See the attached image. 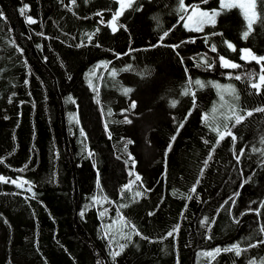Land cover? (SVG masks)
I'll return each instance as SVG.
<instances>
[{"label": "trees", "instance_id": "16d2710c", "mask_svg": "<svg viewBox=\"0 0 264 264\" xmlns=\"http://www.w3.org/2000/svg\"><path fill=\"white\" fill-rule=\"evenodd\" d=\"M118 9L117 0H0V176L29 182H0V264H261L264 243L249 245L264 240V112H246L264 107V84L250 87L261 65L241 50L264 56V4L246 40L239 8L200 32L184 26L179 0H135L117 21L127 30L113 32ZM220 56L241 67H221ZM189 78L195 106L183 95ZM214 128L225 133L219 144ZM237 243L240 256L202 255Z\"/></svg>", "mask_w": 264, "mask_h": 264}, {"label": "snow or ice", "instance_id": "6c2138e0", "mask_svg": "<svg viewBox=\"0 0 264 264\" xmlns=\"http://www.w3.org/2000/svg\"><path fill=\"white\" fill-rule=\"evenodd\" d=\"M207 2H208V0H201V3H207ZM70 3L72 5H75L76 4V0H70ZM117 3L119 4V9L113 13L112 20L108 22L109 26L111 27L113 32L117 31L118 27L125 28V30H127L125 25L121 24V25L117 26V21H118L119 17L123 15V12H124V10L126 8H131L132 7V4L135 3V0H117ZM260 3L264 4V0H260ZM256 5H257V0H220V8H219V10L213 9L211 11H203L198 6H195V7H193V6H185L184 0H179V9H178V11L184 12L186 14V16H181L180 17L181 20H185L186 19L187 22L184 24V26L186 28H189V23L188 22H191L193 20V17L197 16L198 17V26L195 29L189 28V30H195L197 32H200V31H203V25L206 24V23L207 24H211L213 27H215L216 23H217V19L216 18L218 16H220L221 13L224 10H231L232 8H239L241 10L242 14L244 15L245 20L247 21V30L242 33V39L246 40L248 38V36L250 35V33L252 32L253 23H255L256 20L260 19V14L255 11ZM189 7H192V14L191 15H187ZM26 8H27V6H25V8H21L20 9L21 15L24 14ZM135 10L136 11H140L141 9L138 7ZM249 10H251V15H249ZM97 15H101L102 16V13H97ZM0 17H3V13L2 12H0ZM153 18L154 19H158L157 17H153ZM27 22L30 23V24L36 23V21L31 16L27 17ZM262 22H264V21H262ZM101 23H103V21H101ZM96 31L98 32L99 28H97ZM169 31H165L163 33V35L160 37V45L161 46L163 45V41H164L165 37L168 36ZM94 35H95V33H92L89 36V39H91V37L94 36ZM211 35H221L222 36L223 33L222 32H213V33H211ZM207 42H208L207 39H205V43H207ZM224 43L232 51L236 50L235 49V45H233L230 41L225 40ZM97 46L99 47V45H97ZM156 46H158V45H153V47H156ZM170 47H173L175 49V48H178L179 45H170ZM210 50L212 52H216L217 51L216 45L215 44L210 45ZM241 51L244 53V55L241 56V59H244V60L250 59L252 61H255L257 64L261 65V75L259 76V83H251L250 84V87H252L254 89H257V91L259 92L261 84H264V63H262V62H264V56H257L255 53L252 52L251 49H242ZM206 56H207V54H205L204 56L201 57L202 64L206 65L208 68L213 67V64L208 62ZM219 62L221 64V67H224V68L236 69V68L241 67L239 64L231 62V61L227 60L223 56L219 57ZM198 66H200V65H198ZM128 67L131 68L130 65ZM113 75H115V72H113ZM235 79L236 80H240L241 76L237 75V76H235ZM249 79L250 80L252 79V74L249 75ZM192 83H193V81L191 80V78H189V81H188L189 86L187 88H185V90L183 91V95H185V96L191 95L193 97V105L195 106V92H193L191 90ZM194 83L196 85L200 86V87H204V83L202 81H200V80H196ZM209 83L212 84V86L216 87L217 89L231 90L232 93H235V88L232 85L222 86V85H219L218 83H215V82H209ZM131 91H132L131 88H124L123 89V92H124L125 95H128ZM235 98L238 100L239 99L238 95ZM220 99L221 100L224 99L223 94L220 95ZM177 103H178V101L173 100L171 102V106L175 107L177 105ZM135 107H136V102L133 101L131 103V108L135 109ZM213 111H215V109H213ZM254 111L255 112H264V107L256 108L254 110H248L246 112V115L247 116H251V115H253ZM189 115H190V113H189ZM203 118L206 119L207 118V114H205V116ZM244 118H245L244 116H237L235 118V124L241 123V121ZM126 122L127 123H131V121L127 120V119H126ZM233 126H235V125H233ZM179 127L183 128V123H181ZM213 131H216L218 133V139H217L216 143L219 144V142L224 139L225 133H220L219 130L216 129V128H214ZM178 133H179V129L177 130V135H178ZM226 134L229 135V136H232L233 141H235L236 137L232 134V132L230 130ZM175 138L176 137L174 135L172 137V141H174ZM128 143H131V141H128ZM205 143H208V142L205 141ZM168 150L169 151L171 150V143L169 144V149ZM211 158L212 157L209 156V159H211ZM237 159H239V157H237ZM205 166H207V161H205ZM20 171H23V169H20ZM136 180H140V177L138 175L136 176ZM0 182H3V183L11 182L12 184H15L17 187H20V188H22L25 183H29L27 181L19 182V178L17 180H12L11 178H5L4 176H0ZM245 182H247V181H245ZM131 183H134V181L130 182V184ZM197 183H198V181H197ZM129 188H130V185H125V189H129ZM28 190L31 191V186H29ZM191 192H193V193L196 192V187L195 186H193V188L191 189ZM142 195H143V193H141V192H136L135 193V197H140ZM135 197L133 199H135ZM187 198L191 199V196H189ZM262 206H264V205H262ZM121 207H128V205H121ZM153 214L154 213H149V215H153ZM81 215H83V213H81ZM102 215H103V213H102ZM123 219L124 218L121 217V220H123ZM202 223L208 224L209 223V219L207 217H205L204 220L202 221ZM131 227H132L133 232H134L135 235H141L138 231H135V226L134 225H131ZM177 230H178V227L176 229H174L173 231H177ZM173 231H170L167 235L168 236H173ZM261 232H264V228H261ZM142 238L143 239H149L148 237H142ZM126 239L130 242L131 239H132L131 235H128L126 237ZM209 239H211V237H209ZM262 243H264V240L257 241L256 244H250L249 247H257L259 244H262ZM127 247H128V243L120 244L118 251L113 250L110 253L112 260L115 262L116 258L119 257L124 252V250ZM221 251H223V252H234V254L236 256H240L241 252L247 251V249H242L240 247V245L237 243V244H233L230 247H227V248H224V249L216 248L213 251L202 253V255H205L207 257L215 259V256L220 254ZM249 264H256V262H255V260H250ZM261 264H264V261H261Z\"/></svg>", "mask_w": 264, "mask_h": 264}, {"label": "rangeland", "instance_id": "374dc122", "mask_svg": "<svg viewBox=\"0 0 264 264\" xmlns=\"http://www.w3.org/2000/svg\"><path fill=\"white\" fill-rule=\"evenodd\" d=\"M200 8V7H199ZM201 10H203V11H209V10H204V9H202V8H200ZM191 14H192V11H191ZM190 14V15H191ZM249 14H251V10H249ZM189 23V26H191V27H196V26H198V17L197 16H194L193 17V20L191 21V22H188ZM244 49H250V48H244ZM243 55H244V53H243ZM248 60H250V59H248Z\"/></svg>", "mask_w": 264, "mask_h": 264}]
</instances>
